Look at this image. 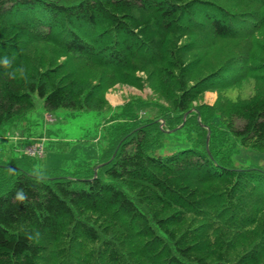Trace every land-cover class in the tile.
Here are the masks:
<instances>
[{
  "label": "trees",
  "instance_id": "16d2710c",
  "mask_svg": "<svg viewBox=\"0 0 264 264\" xmlns=\"http://www.w3.org/2000/svg\"><path fill=\"white\" fill-rule=\"evenodd\" d=\"M0 54L27 71L0 69V134L35 97L105 115L98 164L63 176L19 133L0 264H264V168L233 165L264 152V0H0ZM118 85L152 95L113 107ZM172 133L184 148L159 156Z\"/></svg>",
  "mask_w": 264,
  "mask_h": 264
},
{
  "label": "rangeland",
  "instance_id": "374dc122",
  "mask_svg": "<svg viewBox=\"0 0 264 264\" xmlns=\"http://www.w3.org/2000/svg\"><path fill=\"white\" fill-rule=\"evenodd\" d=\"M238 91L235 92V95ZM246 95V93H243ZM149 88L137 89L132 86H116L106 95L109 105L115 107L124 104L128 99L151 97ZM218 100V94L207 93L200 103L213 105ZM35 106L27 119L17 127L6 129L0 134V160L12 162L20 156L16 146L19 133L28 134L44 143L45 154L41 159H33L35 168L49 171V174L63 176L73 173L82 167H94L101 159L105 148L102 126L103 113L58 109L48 111L44 100L35 97ZM52 120L48 119V116ZM182 135L172 133L167 136L165 147L158 155L165 157L184 148ZM30 160L29 158L25 160ZM20 160H16L19 163ZM236 168H264V152H254L240 148L233 156ZM22 163V161H21Z\"/></svg>",
  "mask_w": 264,
  "mask_h": 264
},
{
  "label": "clouds",
  "instance_id": "9594fccd",
  "mask_svg": "<svg viewBox=\"0 0 264 264\" xmlns=\"http://www.w3.org/2000/svg\"><path fill=\"white\" fill-rule=\"evenodd\" d=\"M0 69H3L11 80H27V71L23 65L15 64V56L0 54ZM17 199L24 201L25 195L22 191L17 193Z\"/></svg>",
  "mask_w": 264,
  "mask_h": 264
},
{
  "label": "built area",
  "instance_id": "2783aa9c",
  "mask_svg": "<svg viewBox=\"0 0 264 264\" xmlns=\"http://www.w3.org/2000/svg\"><path fill=\"white\" fill-rule=\"evenodd\" d=\"M50 118V117H49ZM25 153L33 158H41L44 155V149L42 146H40V143L33 145L32 147H29L25 150Z\"/></svg>",
  "mask_w": 264,
  "mask_h": 264
},
{
  "label": "crops",
  "instance_id": "0c3cea01",
  "mask_svg": "<svg viewBox=\"0 0 264 264\" xmlns=\"http://www.w3.org/2000/svg\"><path fill=\"white\" fill-rule=\"evenodd\" d=\"M23 147V146H22Z\"/></svg>",
  "mask_w": 264,
  "mask_h": 264
}]
</instances>
